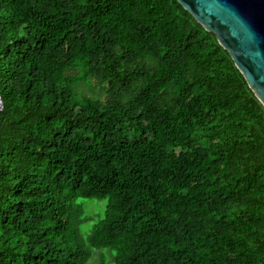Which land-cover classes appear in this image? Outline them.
I'll return each instance as SVG.
<instances>
[{
  "label": "trees",
  "instance_id": "trees-1",
  "mask_svg": "<svg viewBox=\"0 0 264 264\" xmlns=\"http://www.w3.org/2000/svg\"><path fill=\"white\" fill-rule=\"evenodd\" d=\"M0 94V264H264V107L177 0H0Z\"/></svg>",
  "mask_w": 264,
  "mask_h": 264
},
{
  "label": "water",
  "instance_id": "water-1",
  "mask_svg": "<svg viewBox=\"0 0 264 264\" xmlns=\"http://www.w3.org/2000/svg\"><path fill=\"white\" fill-rule=\"evenodd\" d=\"M229 52L264 107V0H177Z\"/></svg>",
  "mask_w": 264,
  "mask_h": 264
},
{
  "label": "rangeland",
  "instance_id": "rangeland-1",
  "mask_svg": "<svg viewBox=\"0 0 264 264\" xmlns=\"http://www.w3.org/2000/svg\"><path fill=\"white\" fill-rule=\"evenodd\" d=\"M93 83H96L95 81H93ZM87 90V89H86ZM87 95H90V96H96L98 92L96 93H93V92H90V91H85ZM105 96L104 95H100V98H104ZM87 204V207L85 209V212H86V216H87V221H86V225H90L91 223L95 222L96 219L99 217V216H103V213H104V208H105V200H99V199H87V200H84ZM102 206L104 207L103 208V213L102 215L101 212H102ZM103 251H108V250H103ZM98 259V258H96Z\"/></svg>",
  "mask_w": 264,
  "mask_h": 264
},
{
  "label": "built area",
  "instance_id": "built-area-1",
  "mask_svg": "<svg viewBox=\"0 0 264 264\" xmlns=\"http://www.w3.org/2000/svg\"><path fill=\"white\" fill-rule=\"evenodd\" d=\"M4 110V102H3V99H2V96L0 94V113Z\"/></svg>",
  "mask_w": 264,
  "mask_h": 264
}]
</instances>
